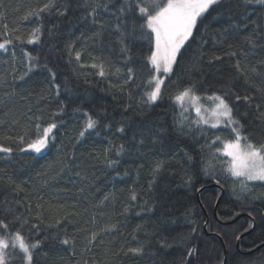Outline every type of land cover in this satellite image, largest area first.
<instances>
[{
	"label": "trees",
	"instance_id": "trees-1",
	"mask_svg": "<svg viewBox=\"0 0 264 264\" xmlns=\"http://www.w3.org/2000/svg\"><path fill=\"white\" fill-rule=\"evenodd\" d=\"M128 2L0 0V43L12 41L0 50V145L13 149L0 152V236L40 241L32 264H264V184L229 174L216 139H233L228 128L195 126L175 102L189 87L224 96L242 135L264 143V5L209 9L151 103L154 45L138 11L121 12ZM50 123L47 149L27 151Z\"/></svg>",
	"mask_w": 264,
	"mask_h": 264
},
{
	"label": "snow or ice",
	"instance_id": "snow-or-ice-1",
	"mask_svg": "<svg viewBox=\"0 0 264 264\" xmlns=\"http://www.w3.org/2000/svg\"><path fill=\"white\" fill-rule=\"evenodd\" d=\"M222 0H148L147 3L134 5L131 0L124 7L121 8V12L125 11V8L138 11L139 15L137 19L141 22L138 27L140 29V38L147 40L150 45H154V48H150V55L147 56V60L152 65V70L155 75L148 81L150 85H154L153 89L148 92V102L155 103L160 97L161 86L164 80L160 78L161 70L164 74L172 72V66L176 63L177 54L185 43L193 38V32L197 28L198 21L203 25L205 14L209 12V9L214 5H220ZM247 3H258L264 5V0H246ZM54 4H45L40 11L54 7ZM100 7V5H97ZM95 9H93V14ZM63 15V13H61ZM117 30L120 29V25L117 24ZM233 28H238L239 25H232ZM7 28V25H5ZM137 28L136 22L133 21L132 32H135ZM39 29H35L33 32L34 39H30L28 43H34L38 40ZM227 31V30H225ZM123 35V34H122ZM245 41L256 46L255 40L252 36H246ZM10 39H5L0 43V50L7 51V45L11 44ZM126 50V49H125ZM79 53L76 54L79 59ZM230 55L235 56L236 53L232 52ZM33 58L29 56V60ZM220 59V57H216ZM97 67V65H92ZM235 67L239 70L240 63L237 61ZM31 70V69H29ZM129 73L132 69H128ZM99 75H104L103 67L100 66ZM53 79L55 73H52ZM23 78V77H22ZM57 95H59V85H56ZM192 102L197 117V123L209 125L211 128H218L221 125L228 128L233 136V139L222 140L221 137H217V140L221 141L222 147L218 148V152H222L224 156L229 157L228 160V172L237 178H244L246 181H264V143L256 145L248 140L246 136L241 135L240 129L243 127L237 119L233 116V108L229 104L228 100L221 95H212L206 97L211 100L214 107L210 111V117L202 114V108L196 106L201 97L194 94L191 87L185 88L179 94L176 95L175 100L183 108L185 99ZM236 100L240 97L236 96ZM250 97L245 96L244 100H249ZM208 109H204V112H208ZM97 124L96 120H93L90 116L87 118L85 131L93 129ZM35 139L28 142V148L35 153H41L46 149L49 144V140L54 139V136H50L53 129L56 128L55 123H50L47 127L41 128L40 125H36ZM123 133L125 129L123 127L118 129ZM81 136L84 135L82 131ZM23 141V137H20ZM243 141V143H242ZM215 143V141H213ZM123 146H121L122 148ZM13 151L10 147H4L0 145V152L10 154ZM115 163V162H112ZM162 167L161 164H157L153 169L154 173H158ZM150 182V186H151ZM132 199L135 200L136 196L133 195ZM0 226L4 229L8 228L7 224L0 221ZM12 247L19 248L23 253V259L27 264H32L33 250L40 247V241L30 242L26 241L25 237L21 235L19 231L12 237ZM64 244H69L68 240L62 241ZM9 242L0 237V264H6L5 250L8 249ZM133 253H142V248L130 249ZM194 251V249H193ZM191 254V253H190Z\"/></svg>",
	"mask_w": 264,
	"mask_h": 264
},
{
	"label": "rangeland",
	"instance_id": "rangeland-1",
	"mask_svg": "<svg viewBox=\"0 0 264 264\" xmlns=\"http://www.w3.org/2000/svg\"><path fill=\"white\" fill-rule=\"evenodd\" d=\"M178 55V54H177ZM177 58V57H176ZM174 66V65H173ZM172 66V68H173ZM156 73H154L155 75ZM170 74V73H169ZM169 74H164L163 71L161 70V73H160V78L163 79L165 81L166 79V76L169 75ZM150 85V84H149ZM153 86L154 85H150V91L153 89ZM163 86V85H162ZM162 86H161V89H162ZM149 91V92H150ZM195 94V93H194ZM196 95V94H195ZM198 96V95H197ZM212 96V95H211ZM201 97V96H199ZM206 97L208 96H203L201 97L200 101L197 102L196 106H200L202 108V114L203 115H206V116H209L210 117V111L211 109L214 107V104L211 100H208L206 99ZM159 99V98H158ZM158 99L156 101H158ZM175 102L177 103V105L179 106V108L181 109V113H182V119H185L186 121L190 122L191 124L197 126H207L209 128H211L209 125H205V124H202V123H197V120L199 119L196 115V112H195V108L193 107L192 105V102H190L187 98L185 99L184 103H183V108L181 107V105L175 100ZM204 109H208L209 111L208 112H204ZM220 128H225L223 125H221L220 127L218 128H211V129H220ZM241 131V129H240ZM242 135V133H241ZM243 136V135H242ZM243 143V141H242ZM27 151H32L31 149H29L28 147L25 148ZM47 149V148H46ZM46 149L42 150L45 151ZM227 157V156H226ZM228 159H230L229 157H227ZM230 174V173H229ZM231 175V174H230ZM232 176V175H231ZM234 177V176H232ZM234 178H237V177H234ZM237 179H243L245 180L244 178H237ZM247 182H250V183H263L264 184V181H247ZM15 235V234H14ZM14 235H11L9 238H6L4 235L0 236L4 239H6L8 242H9V247L8 249L5 250V260H11L12 257L11 255L8 254V252L11 250V249H17L19 252H21L19 250V248H13L11 245L13 243L12 241V237ZM22 253V252H21ZM23 254V253H22ZM24 264H27V262L24 260Z\"/></svg>",
	"mask_w": 264,
	"mask_h": 264
},
{
	"label": "water",
	"instance_id": "water-1",
	"mask_svg": "<svg viewBox=\"0 0 264 264\" xmlns=\"http://www.w3.org/2000/svg\"><path fill=\"white\" fill-rule=\"evenodd\" d=\"M222 195H223V192H222ZM239 217H240V216H239ZM239 217H238V218H239ZM238 218H237V219H238ZM237 219H236V220H237ZM253 228H254V226H253ZM241 238H242V236L238 239L237 247H239V242H240V239H241ZM225 257H226V252H225Z\"/></svg>",
	"mask_w": 264,
	"mask_h": 264
}]
</instances>
